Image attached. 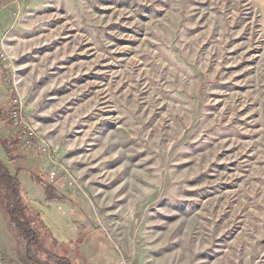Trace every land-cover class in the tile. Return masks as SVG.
Wrapping results in <instances>:
<instances>
[{
  "label": "rangeland",
  "instance_id": "obj_1",
  "mask_svg": "<svg viewBox=\"0 0 264 264\" xmlns=\"http://www.w3.org/2000/svg\"><path fill=\"white\" fill-rule=\"evenodd\" d=\"M0 162V264H264V0H8Z\"/></svg>",
  "mask_w": 264,
  "mask_h": 264
},
{
  "label": "trees",
  "instance_id": "obj_2",
  "mask_svg": "<svg viewBox=\"0 0 264 264\" xmlns=\"http://www.w3.org/2000/svg\"><path fill=\"white\" fill-rule=\"evenodd\" d=\"M0 180L3 184V195L2 196V205L9 213L12 221L17 222L19 225V229L26 237H33L32 240L34 241V245L41 243V238L37 233L36 227V219L37 214L36 212H29L25 203H23L22 199L17 196L16 188L12 185L13 178L7 173V170L0 162ZM35 213V215H34ZM39 223L42 225V222L38 220ZM21 223L24 225L22 226ZM53 241L54 248L56 246L60 247L61 253H64L65 250H62L61 245L56 243L55 240ZM59 249V248H58ZM50 252V257L55 260V264H74L72 263L66 254H58V252ZM50 263H53L50 261ZM48 263V264H50Z\"/></svg>",
  "mask_w": 264,
  "mask_h": 264
},
{
  "label": "built area",
  "instance_id": "obj_3",
  "mask_svg": "<svg viewBox=\"0 0 264 264\" xmlns=\"http://www.w3.org/2000/svg\"><path fill=\"white\" fill-rule=\"evenodd\" d=\"M8 2V0H0V9ZM29 140L24 141V144H28ZM55 152V151H54ZM49 154L51 155L50 151Z\"/></svg>",
  "mask_w": 264,
  "mask_h": 264
}]
</instances>
